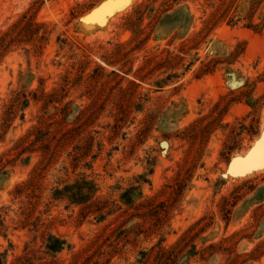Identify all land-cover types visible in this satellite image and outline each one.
Here are the masks:
<instances>
[{
  "label": "rangeland",
  "instance_id": "obj_1",
  "mask_svg": "<svg viewBox=\"0 0 264 264\" xmlns=\"http://www.w3.org/2000/svg\"><path fill=\"white\" fill-rule=\"evenodd\" d=\"M263 134L264 0H0V264H264Z\"/></svg>",
  "mask_w": 264,
  "mask_h": 264
},
{
  "label": "snow or ice",
  "instance_id": "obj_2",
  "mask_svg": "<svg viewBox=\"0 0 264 264\" xmlns=\"http://www.w3.org/2000/svg\"><path fill=\"white\" fill-rule=\"evenodd\" d=\"M128 2V0H119V4L120 5H123V4H126ZM113 5L112 4H105L104 6H103V8H111ZM103 9H101V10H98V11H102ZM98 14V12H94V13H92V15H97ZM106 15H110L111 13H110V11L109 12H107V13H105ZM98 22H100V23H103V19L101 18V20H99Z\"/></svg>",
  "mask_w": 264,
  "mask_h": 264
},
{
  "label": "trees",
  "instance_id": "obj_3",
  "mask_svg": "<svg viewBox=\"0 0 264 264\" xmlns=\"http://www.w3.org/2000/svg\"><path fill=\"white\" fill-rule=\"evenodd\" d=\"M76 188H77V190H79V191H78L77 193H72V197H74V194H75V195H76V194H81V193H80V190H81L80 188H81V187H78V185H77ZM56 192L59 193L60 191L57 189ZM61 244H62V242L59 241V240H57V241H56V244H55V247H54V250L59 249V248L61 247Z\"/></svg>",
  "mask_w": 264,
  "mask_h": 264
},
{
  "label": "bare ground",
  "instance_id": "obj_4",
  "mask_svg": "<svg viewBox=\"0 0 264 264\" xmlns=\"http://www.w3.org/2000/svg\"><path fill=\"white\" fill-rule=\"evenodd\" d=\"M264 137V134H263V136H262V140L264 139L263 138ZM259 143V142H258ZM256 145V144H255ZM260 149H263V148H260ZM257 151H260L261 152V150H257ZM264 153V152H263ZM257 154H258V152H257Z\"/></svg>",
  "mask_w": 264,
  "mask_h": 264
},
{
  "label": "water",
  "instance_id": "obj_5",
  "mask_svg": "<svg viewBox=\"0 0 264 264\" xmlns=\"http://www.w3.org/2000/svg\"><path fill=\"white\" fill-rule=\"evenodd\" d=\"M261 152H262V151H261ZM261 152H260V151H258V153H259V154H260ZM259 154H258V158H259V157H260V155H261V154H260V155H259Z\"/></svg>",
  "mask_w": 264,
  "mask_h": 264
}]
</instances>
